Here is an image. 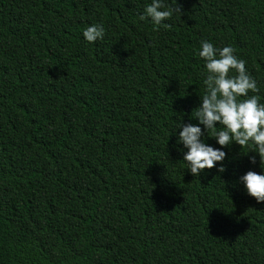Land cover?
<instances>
[{"label":"trees","instance_id":"trees-1","mask_svg":"<svg viewBox=\"0 0 264 264\" xmlns=\"http://www.w3.org/2000/svg\"><path fill=\"white\" fill-rule=\"evenodd\" d=\"M151 2L0 0V264H264L254 145L193 176L176 128L198 124L202 40L264 103V0H176L158 26Z\"/></svg>","mask_w":264,"mask_h":264},{"label":"clouds","instance_id":"clouds-1","mask_svg":"<svg viewBox=\"0 0 264 264\" xmlns=\"http://www.w3.org/2000/svg\"><path fill=\"white\" fill-rule=\"evenodd\" d=\"M174 13L181 15V7L176 0L172 4L152 0L140 19L150 17L158 26ZM104 31L102 25L93 24L83 31V37L94 43L103 39ZM234 51L231 46L217 49L209 41L200 42L198 55L205 61L207 75L204 79L205 91L199 96L201 102L193 116L198 124L179 122L176 126L180 128L178 142L187 148L183 160L193 176H199L204 169L216 167L217 162H220L218 171L223 172L225 168L222 162L226 153L222 149L233 142L240 148L247 147L251 142L254 147L249 151L258 153L260 162L264 161V103H260L256 95H249L250 91H258L256 81L247 72L246 62L238 59ZM232 71L235 75H229ZM200 125H203V130ZM208 130H211V135H208ZM205 131L209 137L215 138L220 148L201 139ZM250 161L254 163L255 157H250ZM239 180L248 195L257 202H264V171L257 173L248 170Z\"/></svg>","mask_w":264,"mask_h":264}]
</instances>
